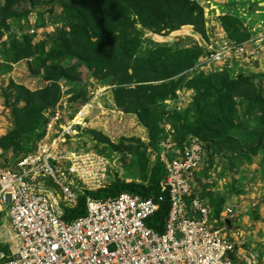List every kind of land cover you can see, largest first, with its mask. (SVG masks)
<instances>
[{"label":"rangeland","instance_id":"rangeland-1","mask_svg":"<svg viewBox=\"0 0 264 264\" xmlns=\"http://www.w3.org/2000/svg\"><path fill=\"white\" fill-rule=\"evenodd\" d=\"M190 1L202 8V27L186 25L166 32L165 36L143 27L131 11L116 14L134 30L105 38L108 55L113 61H124L129 52L134 54L131 67L141 62L163 72L154 81L123 84L122 78L105 72L95 74L83 62L82 52L88 49L89 35L76 29V20L65 14L72 6L71 0H0L3 162L10 165L33 148L43 131L45 115L55 110L58 102L66 104L60 111L71 116L88 103V130L78 136L72 149L96 154L110 168L107 165L103 184L82 183L85 193L98 194L120 184L148 187L157 169L156 155L161 151L158 149L167 136L193 130L200 112L210 116L216 112L215 87L200 85L197 90L194 86L187 88V83L192 79L200 83L212 79L215 86L216 76H247L250 84L234 97L227 128L210 125V132L199 133L201 141H209L210 150L206 153L205 168L192 178L191 187L220 212L232 207L233 227L239 228L247 246L264 257V108L257 101L259 98L264 102V0ZM224 17L228 26L236 25L239 32L248 36L249 51L255 49L256 54L244 55L238 61L205 72L186 71V77L176 74L184 58L174 56L178 52L203 55L211 49L218 50L223 40H231L222 25ZM110 26L114 28V24ZM169 73L174 76L165 80L164 75ZM171 80L181 81L177 92L188 89L186 92L190 93L189 103L180 112L166 104L169 98L163 102L158 98L164 89L155 94L134 92L139 86ZM60 87L67 91L62 94ZM119 88L132 91L130 102L136 103L132 107L135 111L118 108L113 94ZM211 130L216 131L215 136ZM8 207L4 205L5 212H0V262L11 259L16 252V239L6 216Z\"/></svg>","mask_w":264,"mask_h":264},{"label":"built area","instance_id":"built-area-1","mask_svg":"<svg viewBox=\"0 0 264 264\" xmlns=\"http://www.w3.org/2000/svg\"><path fill=\"white\" fill-rule=\"evenodd\" d=\"M249 43L223 40L218 50L201 55L189 73L254 56ZM189 94L176 92L166 104L180 112ZM56 105L45 115L43 134L28 153L7 165L0 145V212L9 206L16 239L14 256L0 264H264V257L233 227L232 207L214 217L208 200L193 191L192 178L206 166L205 149L193 137L177 144L168 135L161 143L156 158L164 177L157 198L87 196L85 215L65 220V210L75 209L85 193L81 184H103L109 164L96 154L72 149L88 130L91 106L82 104L71 116L60 111L66 104ZM165 201L168 216L160 234L147 222Z\"/></svg>","mask_w":264,"mask_h":264},{"label":"trees","instance_id":"trees-1","mask_svg":"<svg viewBox=\"0 0 264 264\" xmlns=\"http://www.w3.org/2000/svg\"><path fill=\"white\" fill-rule=\"evenodd\" d=\"M71 2L72 6L68 11L65 12V14L73 17L76 20V29L81 30L84 34L89 35L86 44L88 49L86 50L85 48L82 52L83 62L95 74H102L105 72L106 75L122 78L123 84H130V82L133 80H138V82L142 83L146 82L148 79H152L150 81H154L155 79L160 78L159 75L163 74V72L159 71L158 67H145L141 62L140 64L135 63L134 67H131L129 63L131 58L134 57V54L129 52L128 60L124 61H121L120 59L117 60V58L113 61L114 58H111L112 56L108 55L104 45L105 38L109 39L116 33L126 34L129 30H134V28H131V26L127 25L126 19H119V17H116V14L120 13L121 11H131L140 18V23L143 27L161 36H165L166 32L174 31L182 26H194L197 24L201 28L203 25L202 8H200V6L194 1L190 0H114V4L112 3V0H71ZM116 4L120 7L117 8L115 6ZM222 22L224 30L229 32V38L234 40L236 44H243L248 40V36L242 32H239L236 25L228 26L226 24L227 21H225V17L223 18ZM113 24L114 28L111 29L110 25ZM92 39H97V42H92ZM176 55L184 56L182 62L178 65V71L176 73L179 75L181 74V77H183V74L186 73V71H189L194 67L196 61L202 54H192L183 51L178 52L174 56ZM142 72L144 73L143 78L140 77ZM172 75V73L165 74L164 79L166 80ZM180 82L181 81L175 82L174 80H171L168 83L163 84L139 86L134 92L155 94L159 90L164 89L158 94V98L163 102L175 95L177 92L176 86H178ZM248 84H250V78L247 76L238 79H230L226 76H216L215 86L212 84V79H207L202 83H200L199 80H190L187 83V88L194 86L198 90L201 86L208 88L215 87L216 101L214 107L216 112L213 116L207 115L204 112H200V115L197 119V127H195L193 130L184 129L183 132L175 134L173 138L174 142L181 144L188 137H193L203 145L205 152L207 153L210 150V146L208 144L209 141L205 139H202L201 141L199 138V133L202 130L210 132V125L220 124V128L226 129L229 124V118L233 112L232 104L234 103V97L240 96L242 88L244 89ZM186 91H188V89ZM130 92L132 91H129V89L125 88H119L114 91L113 96L116 105L123 111H135L132 110V107L136 105V103L130 102L132 99ZM257 101L264 108V102L259 98H257ZM181 114L183 113H180V115ZM141 120L144 121L142 118ZM42 134L43 131L41 132V136ZM211 134L215 136L216 131L211 130ZM16 159H14L13 162ZM156 167L157 169L152 175L150 186L145 187L138 184H120L116 188H110L109 191L100 192L98 194L87 192L78 198V205L75 209L65 210V220L77 219L85 215V200L87 196L94 199H107L116 197L121 193H131L145 199L157 198L159 195V183L164 177V168L158 159L156 162ZM200 198L206 199L202 196ZM208 202L213 216L218 217L220 211L216 207H213L212 202ZM168 209L169 204L167 201H165V203L161 205L158 214L147 222V226L160 234L163 233L164 222L168 216Z\"/></svg>","mask_w":264,"mask_h":264},{"label":"water","instance_id":"water-1","mask_svg":"<svg viewBox=\"0 0 264 264\" xmlns=\"http://www.w3.org/2000/svg\"><path fill=\"white\" fill-rule=\"evenodd\" d=\"M226 225H227V226H230V220H227V221H226Z\"/></svg>","mask_w":264,"mask_h":264},{"label":"crops","instance_id":"crops-1","mask_svg":"<svg viewBox=\"0 0 264 264\" xmlns=\"http://www.w3.org/2000/svg\"><path fill=\"white\" fill-rule=\"evenodd\" d=\"M6 216H7V214H6ZM9 221V220H8Z\"/></svg>","mask_w":264,"mask_h":264}]
</instances>
